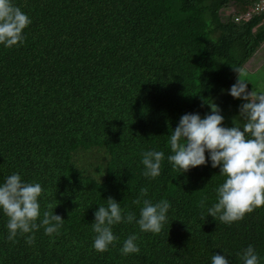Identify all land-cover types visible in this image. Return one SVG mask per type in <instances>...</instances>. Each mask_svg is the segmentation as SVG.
<instances>
[{
	"label": "trees",
	"instance_id": "obj_1",
	"mask_svg": "<svg viewBox=\"0 0 264 264\" xmlns=\"http://www.w3.org/2000/svg\"><path fill=\"white\" fill-rule=\"evenodd\" d=\"M260 1L13 0L31 23L23 45L0 46V182L17 172L40 183L41 212L54 206L64 221L28 245L6 239L0 215V264H210L211 254L241 264L250 244L264 264V206L231 224L207 216L223 182L207 153L180 174L165 159L155 179L140 164L143 151L170 154L185 113L203 118L212 103L232 126L242 101L227 90L264 45V13L235 18ZM141 188L170 203L161 231L121 223L115 246L94 251L96 207L111 197L138 216ZM133 233L139 252L122 255Z\"/></svg>",
	"mask_w": 264,
	"mask_h": 264
},
{
	"label": "clouds",
	"instance_id": "obj_2",
	"mask_svg": "<svg viewBox=\"0 0 264 264\" xmlns=\"http://www.w3.org/2000/svg\"><path fill=\"white\" fill-rule=\"evenodd\" d=\"M262 2V1H260ZM31 23L29 16L13 0H0V46L10 48L24 43V29ZM247 83L236 80L227 90L233 99H239L238 115L231 127L223 126L224 117L219 108L208 104L209 113L203 118L197 113L180 116L168 135L170 154L149 149L140 153L142 175L155 179L161 175V163L166 161L180 173L203 166L207 161L219 168L223 182L215 188V202L207 207V216L222 223L239 221L246 213L264 206V92L247 90ZM241 121H243L241 123ZM42 187L38 182H26L17 172L0 182V215L6 218V239L15 242L21 235L25 243L34 242V233L42 228L44 235L57 234L64 220L59 215L40 210ZM106 204L96 207L91 229L94 233L92 249L105 252L118 237L112 229L121 223H134L140 232L159 233L167 221L170 203L166 199L147 198V189L141 188L135 203L138 216L126 212L109 197ZM203 207V202H201ZM122 255L139 252L135 233L124 239ZM241 264H261L250 244L238 253ZM210 264H229L227 256L211 254Z\"/></svg>",
	"mask_w": 264,
	"mask_h": 264
},
{
	"label": "rangeland",
	"instance_id": "obj_3",
	"mask_svg": "<svg viewBox=\"0 0 264 264\" xmlns=\"http://www.w3.org/2000/svg\"><path fill=\"white\" fill-rule=\"evenodd\" d=\"M222 15H233L235 10L229 8L225 11H221ZM240 75V81L247 83V90H251L253 93L264 92V45L255 57L250 59L243 67Z\"/></svg>",
	"mask_w": 264,
	"mask_h": 264
},
{
	"label": "built area",
	"instance_id": "obj_4",
	"mask_svg": "<svg viewBox=\"0 0 264 264\" xmlns=\"http://www.w3.org/2000/svg\"><path fill=\"white\" fill-rule=\"evenodd\" d=\"M253 13H264V4L262 2H259L258 4H256V6L251 10V12H249L248 14L244 15L243 17H237L235 18V21H238L239 19H249L250 15Z\"/></svg>",
	"mask_w": 264,
	"mask_h": 264
},
{
	"label": "water",
	"instance_id": "obj_5",
	"mask_svg": "<svg viewBox=\"0 0 264 264\" xmlns=\"http://www.w3.org/2000/svg\"><path fill=\"white\" fill-rule=\"evenodd\" d=\"M262 1V3L264 4V0H261Z\"/></svg>",
	"mask_w": 264,
	"mask_h": 264
}]
</instances>
